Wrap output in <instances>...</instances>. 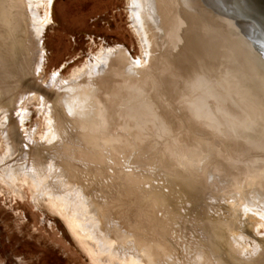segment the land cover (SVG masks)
Listing matches in <instances>:
<instances>
[{"label": "rangeland", "instance_id": "1", "mask_svg": "<svg viewBox=\"0 0 264 264\" xmlns=\"http://www.w3.org/2000/svg\"><path fill=\"white\" fill-rule=\"evenodd\" d=\"M45 14L0 0V264H264L263 163L160 81L169 32L144 59L128 0Z\"/></svg>", "mask_w": 264, "mask_h": 264}, {"label": "water", "instance_id": "2", "mask_svg": "<svg viewBox=\"0 0 264 264\" xmlns=\"http://www.w3.org/2000/svg\"><path fill=\"white\" fill-rule=\"evenodd\" d=\"M183 7L186 12L198 17L204 30L210 33V37L215 42L213 46L206 43L200 47L198 45V50L194 47L195 51L203 53L210 62L212 61L214 69L209 73L206 72L205 67L196 65L197 67L191 66L185 70L184 74H176L172 70L165 71L167 69L164 68V74L169 77L172 75L173 81L177 76L179 78L180 89L177 87L175 100L183 99L185 103L197 104L205 110L210 108V102L213 101L217 110L227 115L228 120H226L234 143H237L242 151L254 153V159L262 161L264 159V0H196L195 4L183 2ZM176 13L178 17L173 20L168 35L172 41L168 50L173 52L181 48L177 37L186 32L181 25L182 22L197 32L195 36L197 39L201 35L197 28H193L195 25L191 18L183 19L177 10ZM166 31L161 27L159 42L160 39L163 42L167 39ZM237 47L240 51H237ZM155 52L153 50L154 54ZM188 54L192 61V53L188 52ZM158 62L159 60H154L155 65ZM177 62L171 60L165 63L167 66L170 64V67L179 69L180 65ZM223 67L226 69L222 70Z\"/></svg>", "mask_w": 264, "mask_h": 264}, {"label": "bare ground", "instance_id": "3", "mask_svg": "<svg viewBox=\"0 0 264 264\" xmlns=\"http://www.w3.org/2000/svg\"><path fill=\"white\" fill-rule=\"evenodd\" d=\"M195 1L196 0H128V3H130V14L129 15H130L131 23H132V28L134 30V33L137 35L138 39L142 42L143 54L145 57L144 59H146V55L149 54L148 52H149V45L151 43V40H150L151 37L157 33L160 36L159 32L161 30V27H163L165 29V31L167 30L166 34H165L167 36V34H168L167 32L170 31L169 30L170 27L173 25V22L176 20V18H174L175 17L174 11H175V7H176L177 11L181 15V17H183V19L186 18L188 20L189 18H191L195 22V23L193 22V24L195 25L193 28L194 29L197 28V30L200 32L201 35L198 36L199 39H197V37H195V36H197V32L195 30H193L192 28H189V25L185 26V24L182 22V20H180V22H182L181 25L184 27V30H186V32L184 34H182V36L177 37V42H179L181 48L178 49L177 51H174L175 57H176V59H178L177 64L180 66H179V69L175 68L174 66H173L174 68L168 66V67H166L167 70H165V69L164 70L168 71V72L172 70L176 74H181V73L184 74L185 70H187L191 66L193 68L196 65H201L202 67H205L206 72H209V73H210V71H212L214 69V67H213L214 65H212L213 63H211L212 61L210 62L207 59L206 55H204L203 53L200 54L197 51H195V49L198 48L197 47L198 45L200 47V46H203L204 43L209 44L211 46H213L215 44V42H213L212 38L209 35L210 33L206 32L204 30L202 23L198 20V17L197 16L194 17L191 13L186 12L184 7H183V2L184 3L187 2L188 4H190V3L195 4ZM41 3L43 4L44 11L46 13L45 14L46 15L45 19H46V17L48 18L49 6L51 3V0H41ZM172 3L174 6L172 5ZM168 4L173 6V7L169 6L170 8H172V10H173L172 12H170L171 10H169L170 8L168 7ZM177 17H178V14H177ZM164 46H165V44H164ZM191 46H193V48H191ZM194 47H195V49H194ZM163 50H164V48H163ZM237 51H240V49L238 47H237ZM188 52H191L193 55L192 61L190 59L191 57H188L189 54L187 55ZM102 58L103 57H101V59ZM204 59H206V61H204ZM102 60L101 61L104 62V59H102ZM98 61H99L98 64H100L101 61L100 60H98ZM94 63H95V61H94ZM101 64H103V63H101ZM144 64L145 63L140 59L130 61V65L135 68L136 73L138 75V78H141V73L143 74V71L141 72V70H142V67ZM105 67H106V64L104 63L103 68H105ZM223 69L225 70L226 68L223 67L222 70ZM164 70H162L160 72V75H159V79H160V81H162L164 83V86L167 88V87H170V85H172L173 88H174V86H176V88H175L176 90L180 89L178 87L180 84V82H178V80H179L178 76H177L176 80L173 81V79H174L173 76L171 75L169 77L168 75H165L163 72ZM107 73L110 74L109 72H107ZM113 78H115V77H113ZM112 80H111V82H112ZM109 81H110V79L108 80V82ZM111 86H113V85H111ZM132 87H134L135 90L138 89V90H142V91L146 90L148 88L145 85H139L137 83H134L132 85ZM177 87H178V89H177ZM87 92H88V94L91 93L90 91H87ZM213 106H215V103L213 101L210 102V108L207 110L201 108L197 104H194V108L196 109L197 113H199L200 116H202L208 122L209 127L211 129H213L215 132L223 133L225 136V139H227L229 141H233L232 133H231L230 128H229L230 126H228L229 123L227 122V120H228L227 115L225 113H223L222 111H218L216 106L215 107H213ZM262 163L263 164H260L262 167L260 169H264V159L262 160ZM253 171H254V169H253ZM249 177L253 178L254 174H250ZM256 213H258V212L256 211ZM262 218H264L263 215H262Z\"/></svg>", "mask_w": 264, "mask_h": 264}]
</instances>
